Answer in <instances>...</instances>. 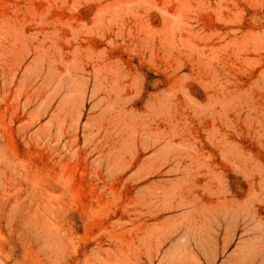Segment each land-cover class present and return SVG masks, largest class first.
Segmentation results:
<instances>
[{
	"label": "rangeland",
	"instance_id": "374dc122",
	"mask_svg": "<svg viewBox=\"0 0 264 264\" xmlns=\"http://www.w3.org/2000/svg\"><path fill=\"white\" fill-rule=\"evenodd\" d=\"M0 264H264V0H0Z\"/></svg>",
	"mask_w": 264,
	"mask_h": 264
}]
</instances>
